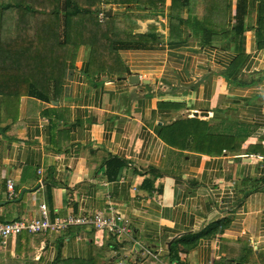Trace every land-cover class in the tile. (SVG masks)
I'll list each match as a JSON object with an SVG mask.
<instances>
[{"label": "crops", "instance_id": "crops-1", "mask_svg": "<svg viewBox=\"0 0 264 264\" xmlns=\"http://www.w3.org/2000/svg\"><path fill=\"white\" fill-rule=\"evenodd\" d=\"M64 10V0H0V51L22 48L0 92L20 71L46 77L45 57L25 44L35 34L41 45L55 21L62 41ZM105 16L131 39L117 49L119 75L89 73L80 45L54 95L28 84L0 111V222L33 218L39 203L50 218L110 204L130 232H22L0 245V264H155L144 248L175 264H264V0H106ZM181 120L168 144L159 130Z\"/></svg>", "mask_w": 264, "mask_h": 264}, {"label": "trees", "instance_id": "trees-1", "mask_svg": "<svg viewBox=\"0 0 264 264\" xmlns=\"http://www.w3.org/2000/svg\"><path fill=\"white\" fill-rule=\"evenodd\" d=\"M123 1V0H122ZM99 0H64V12H63V27H62V41L59 40L58 25L57 22L50 24L49 27L43 29L42 44H39L38 39L34 38L35 34H31V44H25L28 55H34L37 51L44 59L43 67L46 68V77H40L37 71H34L36 75L32 76H9L11 84L14 86V90L0 92L1 96V115L6 111V106L10 101L16 103L18 97L26 93L21 90L26 85L32 86L37 89L35 94L38 96H46L48 94L49 85L52 87V95L56 93L60 86L61 73L60 68L62 61L69 56L73 58L76 49L80 45H88L90 48L89 59L87 61V71L93 73H106L109 76L119 75L121 65L117 56V49L121 45V42L131 41L130 38L125 37L123 31H120L119 21L116 17H107L99 22L96 18L98 10ZM54 15L57 13L53 11ZM16 32L20 35V38L27 39L26 28H18ZM27 42V41H26ZM29 43V42H28ZM22 48L18 46L13 47V52L2 50L0 51V70L6 71L7 69H13L17 63L14 58L16 54L21 51ZM15 55V56H14ZM35 60H25L20 65L22 70H27L29 67L31 70H35ZM2 81L6 83V78L1 77ZM40 89V90H39ZM192 124L196 123L197 127L200 124L197 120H192ZM196 127V128H197ZM184 123L181 121L175 122L171 125L164 126L159 130V136L165 140L168 144L173 145V139L182 134ZM194 137V136H193ZM199 138L206 140V145H215L216 138L207 134L201 135ZM217 140H222V148L227 150H235L236 147L227 145L234 139L229 137H219ZM200 141V139H199ZM204 142V141H203ZM202 142V143H203ZM240 141L237 142L239 144ZM196 140L192 141V149H198L194 147ZM221 150V145L218 147V151ZM196 151V150H193ZM174 258L172 251H169V256ZM57 262H64L57 260ZM68 262V261H67ZM75 263V262H71Z\"/></svg>", "mask_w": 264, "mask_h": 264}, {"label": "built area", "instance_id": "built-area-1", "mask_svg": "<svg viewBox=\"0 0 264 264\" xmlns=\"http://www.w3.org/2000/svg\"><path fill=\"white\" fill-rule=\"evenodd\" d=\"M106 0H100L96 18L101 22L105 16ZM5 196L7 200H13L17 197V192L14 189L13 181L10 178L4 180ZM71 226H87L94 233H104L114 237L129 234L130 230L126 226L122 216L110 205L107 204L100 210L93 212H82L80 214L70 213L65 216L49 217V212L44 203L37 205L36 216L30 219L22 218L7 222H0V245H5L7 238L16 236L22 232L38 233L48 231L66 230ZM94 239H97L94 236ZM132 245L135 249H140L141 246L133 241ZM144 255L150 258L155 264H175L173 262H164L159 252H153L147 248L143 249ZM164 260V259H163Z\"/></svg>", "mask_w": 264, "mask_h": 264}, {"label": "water", "instance_id": "water-1", "mask_svg": "<svg viewBox=\"0 0 264 264\" xmlns=\"http://www.w3.org/2000/svg\"><path fill=\"white\" fill-rule=\"evenodd\" d=\"M128 81L130 83H137L138 82L137 76L136 75H129L128 76Z\"/></svg>", "mask_w": 264, "mask_h": 264}]
</instances>
